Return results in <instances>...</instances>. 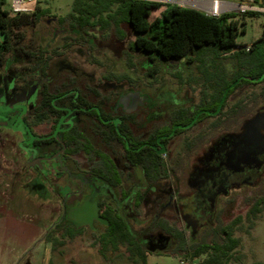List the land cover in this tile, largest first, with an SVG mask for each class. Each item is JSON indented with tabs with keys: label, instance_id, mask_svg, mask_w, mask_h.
Here are the masks:
<instances>
[{
	"label": "flooded vegetation",
	"instance_id": "1",
	"mask_svg": "<svg viewBox=\"0 0 264 264\" xmlns=\"http://www.w3.org/2000/svg\"><path fill=\"white\" fill-rule=\"evenodd\" d=\"M59 16L42 18L47 17L51 28L44 42L35 46L30 38L20 45V39L22 52H10L0 63V177L8 175L10 181L9 206L17 184L33 192L35 201L46 200L48 193L54 198L59 214L45 232L46 239L49 233H61L55 229L65 222L82 226V233L86 226L100 229L97 240L108 222L104 216L112 211L137 229L151 223L141 233L149 249L163 236L168 239L162 245L174 248L175 238L165 226L177 228L190 240L173 219L172 208L178 218L185 213L197 221L200 239L207 230L225 225L222 212L234 205L237 192L228 193L235 184L245 183L241 192L250 189V195L264 187V177L253 187L247 185L264 172V85L254 83L258 78L246 76L250 82L238 87L233 82V90L227 88L212 102L202 82L190 81L202 76L197 63L188 64L184 58L143 61L141 53L129 48L134 38L130 30L119 39L89 27L76 39V32L56 23ZM74 45L85 48L90 65L95 62V45L127 58V64L95 74L81 60L65 58ZM14 57L20 68H12ZM164 72L175 78L176 86H153ZM246 85L255 87L229 104L231 95ZM251 110L255 114L246 118L244 129L235 131ZM210 139L207 150L193 159ZM8 145L14 152L5 168L3 149ZM237 154L242 158L235 163ZM183 176L190 179L193 192L180 201ZM253 199L251 207L264 196ZM85 200L90 208L76 218L86 222L70 219L68 211Z\"/></svg>",
	"mask_w": 264,
	"mask_h": 264
},
{
	"label": "trees",
	"instance_id": "2",
	"mask_svg": "<svg viewBox=\"0 0 264 264\" xmlns=\"http://www.w3.org/2000/svg\"><path fill=\"white\" fill-rule=\"evenodd\" d=\"M6 4L7 0H0V63L8 53L22 52L18 42L24 34L18 30L36 24L49 12L47 8L37 5L31 13L12 14L5 7ZM163 5V2L154 0H73L71 10L59 16L56 23L76 32V39L89 27L98 28L105 36L114 34L119 39L126 38L130 30L134 38L130 40L129 48L141 53L143 61L146 58L158 59L159 62L184 58L188 64L197 63L196 67L202 76L192 77L190 81L202 82L207 97L212 96V102L215 98L220 100L227 88L231 91L234 87L250 82L246 76L258 78L259 81L254 83L264 85V25L261 36L247 49L245 44L237 41L238 36L246 31L245 17L236 18L234 13L215 17L193 7L168 3L158 16L150 19L153 10ZM224 53L230 54L223 56ZM235 81L237 84L232 87ZM263 205V199L262 203L254 204L248 216L261 211ZM104 217L108 222L97 238L99 253L105 255L106 250L117 251L124 246L132 262L149 264L150 249L141 233L151 223L141 230L112 211ZM237 223L235 220L218 225L207 230L195 242H189L185 233L175 227L165 226L164 229L175 238V246L171 251L174 255L180 251L191 257L209 253L202 264H238L230 262L240 243V238L234 236ZM82 229L80 225L62 222L55 230H60L62 237L73 238L81 234ZM47 240L55 246L62 243L55 231L47 234ZM251 264L264 262L254 261Z\"/></svg>",
	"mask_w": 264,
	"mask_h": 264
},
{
	"label": "rangeland",
	"instance_id": "3",
	"mask_svg": "<svg viewBox=\"0 0 264 264\" xmlns=\"http://www.w3.org/2000/svg\"><path fill=\"white\" fill-rule=\"evenodd\" d=\"M72 2L73 0H38V5L40 8H47L49 12L46 16L52 18L54 16L65 15L68 13L71 10ZM163 3L166 5L168 2L163 1ZM5 7L10 9L9 0H7ZM160 12V10H153L150 19L158 16ZM47 17H45V19H41L35 26L20 28L18 31L22 32L24 37L21 39L19 44L22 45L31 38L34 41L33 44L37 46L39 42H44L45 39L49 38L51 28L47 24ZM263 25L264 17L262 15L246 18V31L238 36L237 41L242 44H251L255 39L261 36ZM97 38L100 40L101 37H98L97 34ZM132 38L133 35L130 33L129 39ZM65 54L66 59L72 61L76 59L81 60V62L86 64L88 69L93 71L95 74L105 70H117L119 67H122V65L127 64V58L119 59L115 57L107 48L96 45L93 50L95 62L92 65L88 64L87 60H85V48H82L79 45H74L70 50H67ZM14 58L15 63L12 65V68H20L21 62L16 61V57ZM143 80L145 81L144 83L148 82L146 78ZM175 81L176 80L173 76L164 72L162 80L158 83H154L153 86L157 87L161 85V82H168L172 87H174L176 86ZM254 87L246 85L242 89L237 90L229 98V104L234 102L240 96H248ZM257 88H259V86ZM256 110L257 108L255 111ZM254 114L255 112L253 113L252 111L250 115L242 117L241 125L234 127L235 131L243 130L245 120H247L246 118H250V116H253ZM197 130L199 129L197 128ZM197 130H194L193 132L190 131V133L193 134L197 132ZM214 137L215 136L210 135V138ZM211 141L212 139L205 141L204 144L196 150L193 159H195V156L206 151ZM12 146L13 145H8L6 149H3L6 159L2 160V162L4 163L5 168H9L11 165L10 159L12 153L14 152ZM16 151L19 152V149ZM15 164L17 165L18 162ZM262 177H264L263 170H261L257 181L254 184L250 182L247 183V185L252 187L255 186L261 181ZM183 179L184 183L182 184L181 191L178 193L180 201L182 200V196H190L193 192L190 179H187V177L184 176ZM243 186H246L245 183H242L240 186L235 184V186L230 190L228 195L237 192L236 200L234 205L230 207L227 212H222L223 224L230 222L238 216H242L241 220L234 226V236L240 238V243L235 248L233 253L234 256L230 259V262H238V264H251L254 261L264 262V205L262 210L256 212V214H251L250 216L246 215L247 211L254 202L253 198H257L258 195L261 194L264 196V187H260L258 190H252L253 195H250V189L241 192V188ZM7 195L8 192L0 188V202L8 200L9 197ZM47 195L50 196V193ZM47 195H45L46 200L39 198V200L35 201L34 198L36 195L33 192L31 193V191L24 188L20 189L19 184H17L15 194L12 195L11 199V206L13 208H11V206H0V212H2L1 214H12L14 216H18L20 220H14L13 222L6 224L1 223V225L6 227L8 234H12L14 237L12 246L15 254L21 253L20 257L16 260V262H14V264H24L23 262H28L30 264H141L134 263L128 259L124 246L120 247L117 251L106 250L105 255L99 253V242L95 239V236L100 229L97 228L91 230L86 226L82 234L73 238L62 237L58 232L56 233V236L62 241V243H58L56 246L53 245L45 238L44 234L48 227L56 220L59 214V209L57 206L54 208V198H49ZM180 206L183 207L181 202ZM145 209H147L146 206L141 208L140 217L145 215ZM20 210L22 212H27H24L25 214H23ZM171 211L172 217L177 225L186 230L190 242L198 241L199 233L197 226H195V222L197 221H195V219L192 220V217L188 218L185 213L182 214V218L180 219L177 217L174 208H172ZM21 220L27 221L28 228L27 224ZM24 232L25 234H23ZM20 234H23L21 235L23 238L22 240L19 236ZM152 234L155 235V233ZM167 239V236L160 237L159 244L150 247V251L148 253L149 264H181V258L186 255L183 251L178 252L177 255L172 254L171 251L173 247L171 245H162V242ZM208 255L209 254L207 253L201 254L199 255V259L204 260L208 257Z\"/></svg>",
	"mask_w": 264,
	"mask_h": 264
},
{
	"label": "built area",
	"instance_id": "4",
	"mask_svg": "<svg viewBox=\"0 0 264 264\" xmlns=\"http://www.w3.org/2000/svg\"><path fill=\"white\" fill-rule=\"evenodd\" d=\"M160 2L174 3L180 6H189L201 10L211 16H221L223 14H236V18H251L256 15L264 17V0H154ZM10 13H31L37 5L38 0H9ZM166 3V4H168ZM166 5L154 10H163ZM249 49L250 44H245ZM239 48V47H238ZM184 258V259H183ZM181 258V264H202L199 256L191 257L186 255Z\"/></svg>",
	"mask_w": 264,
	"mask_h": 264
},
{
	"label": "crops",
	"instance_id": "5",
	"mask_svg": "<svg viewBox=\"0 0 264 264\" xmlns=\"http://www.w3.org/2000/svg\"><path fill=\"white\" fill-rule=\"evenodd\" d=\"M2 180L1 184H4V190H10V186H9V182L8 181V175L5 176H1L0 177ZM21 189V187H20ZM28 190V189H27ZM30 191V190H29ZM32 193V192H31ZM7 197V196H6ZM39 198V197H37ZM9 201L8 200H3L0 202V206L1 207H8L9 206ZM2 212H0V264H14V262H16V260L20 257L21 253H16L13 250V242H14V237L12 236V234H8L6 227L1 225V223L6 224V223H10L15 221H18L19 218H16L14 215L12 214H1ZM20 221V220H19ZM3 226V227H2ZM27 228H28V224H27ZM25 234V232L23 233ZM20 234V238L21 240L23 239ZM25 238V237H24ZM28 239V238H27ZM36 253V252H35ZM20 261V260H19ZM23 262V261H21ZM24 264H30L28 262H23Z\"/></svg>",
	"mask_w": 264,
	"mask_h": 264
},
{
	"label": "water",
	"instance_id": "6",
	"mask_svg": "<svg viewBox=\"0 0 264 264\" xmlns=\"http://www.w3.org/2000/svg\"><path fill=\"white\" fill-rule=\"evenodd\" d=\"M238 153V152H237ZM236 154V153H235ZM239 154V153H238ZM237 154V158L235 159V163L237 162V161H239L242 157H240L239 158V155ZM90 208V202L89 201H87V200H85L83 203H81L80 205H78L77 206V208L75 209V210H69L68 211V217L70 218V219H73V220H78L80 223H85L86 221H82V220H79V219H77L76 218V215L78 214V213H82V214H86L87 213V211H88V209ZM89 221H91V220H89Z\"/></svg>",
	"mask_w": 264,
	"mask_h": 264
}]
</instances>
